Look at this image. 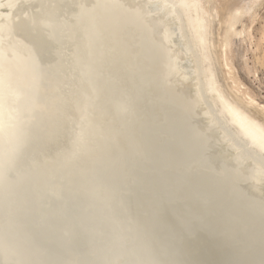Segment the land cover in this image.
Listing matches in <instances>:
<instances>
[{"label":"bare ground","instance_id":"6f19581e","mask_svg":"<svg viewBox=\"0 0 264 264\" xmlns=\"http://www.w3.org/2000/svg\"><path fill=\"white\" fill-rule=\"evenodd\" d=\"M192 6L190 0H0V264H177L175 256L186 253L223 263L212 239L173 233L187 231L181 222L93 220V228L109 230H97L101 243L90 245L79 232H37L41 217L17 215L45 192L56 200L63 174L85 177L101 164L120 162L137 142L123 136L118 114L146 101L157 139L182 141L187 159L181 161L197 195L212 200L214 190L234 193L233 182L264 208V126L227 96L209 62L205 67L209 20L193 19ZM133 111L128 124L137 120ZM172 127L176 136L166 139ZM50 200H42L40 215ZM169 231L173 248L163 252L156 236ZM101 250L108 259L101 260ZM240 261L264 264V256Z\"/></svg>","mask_w":264,"mask_h":264},{"label":"rangeland","instance_id":"374dc122","mask_svg":"<svg viewBox=\"0 0 264 264\" xmlns=\"http://www.w3.org/2000/svg\"><path fill=\"white\" fill-rule=\"evenodd\" d=\"M190 1L192 3L195 2V6L191 7V17L197 19L203 16L209 20L207 51L210 55V59L205 62V67L208 66L209 62L218 84H220L227 96L231 100L242 105L251 117L264 126V0ZM191 38H196V32L192 28ZM136 104L140 106L138 101ZM142 104V107L136 109H128L131 106H126L127 108L120 112V115L118 114V109H116L119 118L121 117L120 129L123 136L127 134L124 137L128 136L127 139L130 140L128 141L130 143L134 142L133 140L135 139L137 143L134 147L136 149H139L138 147H140V149L142 148V151L144 150L145 152L144 153L140 150L142 152V154H140V151L131 147L130 151H127L128 153L126 152V154L123 155L125 157L126 155L130 156L133 153V159L135 160L137 157V160H135L136 162L131 161L132 155L130 156V160L129 157H125L128 161L121 156L120 162H113L110 167L109 165L101 164L96 168L97 170H93L92 173L84 174L85 177L79 175L71 176V179H69L66 174H63L61 178L63 184L60 187L59 192L53 190V193L55 195L57 194L56 200H50L53 199L51 191L47 192L48 195L45 192L38 196L39 200L36 198L25 206L23 205L19 210L21 212L18 211L17 215H26L27 220L32 221L37 220V217L39 216L42 218L43 226L45 227L48 225L51 226V224L60 225L61 227L59 229L57 228V231L52 230L55 226L54 225L51 226L48 231L46 230L43 232L49 235L52 234V236L56 233L59 236H62V234H67L68 232H70L71 235L79 232L81 239L85 243L88 241L90 245L91 243H101V241H98V239L101 238V235L97 237L94 236V233L100 234L97 233V230H103V228L105 232H108L109 230V227L106 226L99 229L93 228L89 224L93 220H98L101 224L104 222L109 223L110 220H121V218H141L146 219V221L151 219L156 220L157 218L161 221L174 224L181 222L183 226H186L185 229L187 231L179 229L174 232L169 231L165 234L166 236L161 235L162 238L159 237L160 233L156 236L159 245L163 247V252H167L169 249L173 248L172 246H169L172 243V240L175 239L171 233L173 232L177 234L178 232L181 236L192 233H195V235L200 234V237L215 241L216 255H220L222 259L221 261L223 262L221 264H243L240 260L249 255L263 257L264 210L262 209L264 208L262 207L261 209L257 204L253 205V200L240 194L239 192L241 190L231 181L232 185H230L233 186V192L236 194L230 191V187H227L230 191V193L228 192L229 194L226 193L227 190L219 191L220 193L214 190L213 193L215 194L211 197L212 200H207V196L204 195V192L197 195L194 190L195 188L191 185V182H193L191 177L185 175V161H181L183 158H181V152L185 154V150L182 147V141H165V139L161 141V138L157 139L156 136L158 134L156 132L157 130L155 131L153 123H151L152 119L148 120V118L151 117V114L149 113L151 111V105L150 103H147V101L142 102ZM133 110L138 113L137 120H135V123L128 124L127 119L132 116V112H134ZM138 110L141 111L138 112ZM124 111L128 113L125 114L126 112ZM124 114L127 116L126 118L125 116H122ZM139 114H142L143 116H140ZM123 118L125 120H123ZM173 129L174 128L172 127L170 133L165 131V133L168 134L166 135V139L176 136ZM143 153L146 154V158ZM122 158L124 161H122ZM185 158L187 159L186 155H184L183 159ZM121 161L126 162L123 165ZM201 162L202 161L200 160V163ZM131 165H133L132 168ZM127 166L131 171L128 170ZM134 166L139 169L137 170L133 168ZM128 171L129 174L125 175ZM136 172H139L140 174H137ZM122 175L126 178H120ZM64 179H66V181ZM91 181H93L94 185ZM112 181L113 183L115 182V184H113ZM218 182H224L226 184L224 180H219ZM198 187L200 188L199 185ZM86 188L90 190L88 191ZM117 188L120 189L119 191L121 193L116 191ZM91 193L93 194V197ZM130 193L132 194L130 195ZM153 193L155 195H152ZM41 198L51 201L50 207H47V210L44 209L47 212L44 213L42 211V215L39 214V211H36V209L42 206L43 199ZM104 198H107L106 202L105 200H103L104 202L100 200ZM93 199L101 202H97L96 200L93 201ZM196 199L198 201H195ZM164 202H166V204L168 203L167 206ZM55 208H57V210H55ZM175 209L177 210L175 211ZM69 223H71V225ZM65 224L70 225L67 226L70 230L65 229ZM74 224L80 225L75 227ZM208 229L209 231H207ZM215 230H217V233ZM77 235L78 234H76V237L78 238ZM230 237H233L232 240H230ZM225 240L229 243H225ZM75 241V243H77L76 238ZM222 245L224 246L222 247ZM255 246L263 247L256 249ZM99 252L101 260L108 259L107 255H104L107 254L106 251L101 250ZM231 252L235 254H232ZM236 254L238 258L236 257ZM186 255L187 256L177 254L174 263L207 264L205 263L206 259L204 260L202 258V261L199 260L197 256L192 257L189 253H186ZM228 259H231L232 262Z\"/></svg>","mask_w":264,"mask_h":264}]
</instances>
